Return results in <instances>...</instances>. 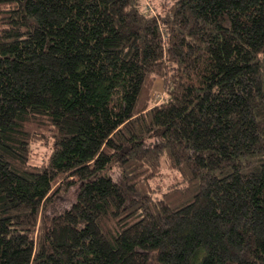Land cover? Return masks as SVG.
<instances>
[{
    "label": "trees",
    "instance_id": "16d2710c",
    "mask_svg": "<svg viewBox=\"0 0 264 264\" xmlns=\"http://www.w3.org/2000/svg\"><path fill=\"white\" fill-rule=\"evenodd\" d=\"M148 1L0 0V264H264V0Z\"/></svg>",
    "mask_w": 264,
    "mask_h": 264
},
{
    "label": "rangeland",
    "instance_id": "374dc122",
    "mask_svg": "<svg viewBox=\"0 0 264 264\" xmlns=\"http://www.w3.org/2000/svg\"><path fill=\"white\" fill-rule=\"evenodd\" d=\"M145 2H148L149 4L148 0H145ZM162 90L163 89L159 83L156 82L153 85L152 87L153 104L158 103V101L160 100L159 95L163 93ZM51 143H52V139L48 135L45 137H39L37 140H35L31 145L30 163L38 166L46 163L51 152ZM160 170H161V174L157 176L158 178L155 180V182L156 183L158 182V185H160L162 188H165L167 185L170 184L181 182V176L178 173H176V171H173L170 168H168L164 161ZM153 186H157V185H153ZM160 191L161 190H158V187L154 188L155 194H158ZM75 195H76V187H71L66 193L67 201L69 202L72 201L75 198ZM62 207H64V205Z\"/></svg>",
    "mask_w": 264,
    "mask_h": 264
},
{
    "label": "built area",
    "instance_id": "2783aa9c",
    "mask_svg": "<svg viewBox=\"0 0 264 264\" xmlns=\"http://www.w3.org/2000/svg\"><path fill=\"white\" fill-rule=\"evenodd\" d=\"M159 98H161V95H159Z\"/></svg>",
    "mask_w": 264,
    "mask_h": 264
}]
</instances>
